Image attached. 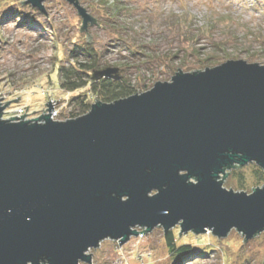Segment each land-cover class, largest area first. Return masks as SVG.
<instances>
[{
	"label": "water",
	"instance_id": "95a60500",
	"mask_svg": "<svg viewBox=\"0 0 264 264\" xmlns=\"http://www.w3.org/2000/svg\"><path fill=\"white\" fill-rule=\"evenodd\" d=\"M68 1L81 30L95 22ZM23 2L45 12L44 0ZM8 102L0 101V264H93L89 250L101 241L121 245L158 226L217 238L234 229L244 240L264 230V184L222 186L235 165L264 171V63L178 68L64 120L51 118L50 100L37 117L3 119Z\"/></svg>",
	"mask_w": 264,
	"mask_h": 264
},
{
	"label": "rangeland",
	"instance_id": "374dc122",
	"mask_svg": "<svg viewBox=\"0 0 264 264\" xmlns=\"http://www.w3.org/2000/svg\"><path fill=\"white\" fill-rule=\"evenodd\" d=\"M22 1L0 0V101L19 96L8 102L3 119L10 118L16 105H27L30 118L37 117L46 113L48 100L57 111L54 120L73 117L68 103L73 93L60 90L57 77V66L67 65L71 50L76 55L91 52L98 69L118 67V74L138 93L158 80H169L178 68L188 72L230 59L264 63V0H77L95 19L83 30L78 11L68 0H44L47 15ZM23 16L28 23L21 21ZM231 170H226L224 188L250 192L264 184L262 179L256 186L239 189ZM173 229L179 232L178 225ZM190 234L183 232L179 241L193 247H223L227 264L264 263L260 234L244 240L234 229L224 238L205 232L199 234L205 235L203 242ZM238 236L243 244L237 242ZM213 237L221 244L213 245ZM89 251L93 264H171L159 226L130 236L121 245L108 238ZM179 264L223 261L217 250L193 254Z\"/></svg>",
	"mask_w": 264,
	"mask_h": 264
},
{
	"label": "trees",
	"instance_id": "16d2710c",
	"mask_svg": "<svg viewBox=\"0 0 264 264\" xmlns=\"http://www.w3.org/2000/svg\"><path fill=\"white\" fill-rule=\"evenodd\" d=\"M29 19L25 20L23 16L22 22L28 23ZM69 60L66 66H57V77H58V88L66 93H73L69 97L70 105V116L76 117L87 112L90 108L93 99L113 102L115 99L124 98L125 96L135 93V87L131 86L125 78L119 75L116 79L112 78H101L99 80H94L91 78V71L98 69L94 62L95 55L91 52H86L81 55L73 54V50L70 51ZM249 169V173L246 170ZM246 172V173H245ZM231 178L235 180V187L239 189L244 186H256L262 179H264V171L259 166L254 163H248L246 167H240L235 165L230 172ZM247 184V185H246ZM178 233V232H177ZM175 230L172 228L164 235V244L167 247L168 257H170L171 264H179L185 257L199 255L203 256L209 251H219L222 255L223 264H227L228 259L224 255L225 250L212 249L210 246L193 247L189 242L179 240L182 239ZM192 239L197 242H203L205 240V235H195L190 234ZM259 240L264 242V232L257 236ZM214 239V244H221V239ZM177 240L179 242H177ZM242 237L238 236L237 242L243 244ZM263 257L262 262H264V248L262 250ZM189 261V260H187ZM264 264V263H263Z\"/></svg>",
	"mask_w": 264,
	"mask_h": 264
},
{
	"label": "built area",
	"instance_id": "2783aa9c",
	"mask_svg": "<svg viewBox=\"0 0 264 264\" xmlns=\"http://www.w3.org/2000/svg\"><path fill=\"white\" fill-rule=\"evenodd\" d=\"M51 118L53 119L56 114H57V111L54 110V109H51ZM10 116H13V117H16V116H20L22 114H26V115H23L22 117H24V119H27L28 117L30 118L29 116V113L27 111V108L21 106V105H16L15 108L10 112ZM17 118H20V117H17Z\"/></svg>",
	"mask_w": 264,
	"mask_h": 264
}]
</instances>
